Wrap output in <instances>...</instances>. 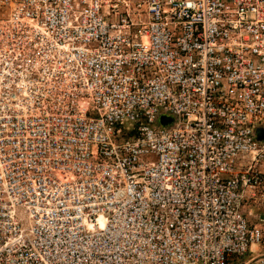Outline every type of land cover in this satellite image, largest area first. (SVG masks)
<instances>
[{"label":"built area","instance_id":"2783aa9c","mask_svg":"<svg viewBox=\"0 0 264 264\" xmlns=\"http://www.w3.org/2000/svg\"><path fill=\"white\" fill-rule=\"evenodd\" d=\"M257 245L264 0H0V264Z\"/></svg>","mask_w":264,"mask_h":264},{"label":"rangeland","instance_id":"374dc122","mask_svg":"<svg viewBox=\"0 0 264 264\" xmlns=\"http://www.w3.org/2000/svg\"><path fill=\"white\" fill-rule=\"evenodd\" d=\"M18 218L21 220V221H24L25 220V216L24 214H22V212H18ZM24 226H26V224H24ZM256 247V246H255ZM258 247V250L260 252V254H264V245H257ZM251 256H253V254H251ZM243 261L247 260L248 257H242L241 258Z\"/></svg>","mask_w":264,"mask_h":264},{"label":"water","instance_id":"95a60500","mask_svg":"<svg viewBox=\"0 0 264 264\" xmlns=\"http://www.w3.org/2000/svg\"><path fill=\"white\" fill-rule=\"evenodd\" d=\"M159 121H160L159 123H161V121H162V123H166L167 122V120H164L163 118H161Z\"/></svg>","mask_w":264,"mask_h":264},{"label":"bare ground","instance_id":"6f19581e","mask_svg":"<svg viewBox=\"0 0 264 264\" xmlns=\"http://www.w3.org/2000/svg\"><path fill=\"white\" fill-rule=\"evenodd\" d=\"M99 223L101 224V220H99Z\"/></svg>","mask_w":264,"mask_h":264}]
</instances>
